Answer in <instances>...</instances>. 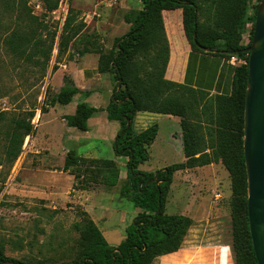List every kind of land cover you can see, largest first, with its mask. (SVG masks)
<instances>
[{
	"label": "trees",
	"instance_id": "trees-1",
	"mask_svg": "<svg viewBox=\"0 0 264 264\" xmlns=\"http://www.w3.org/2000/svg\"><path fill=\"white\" fill-rule=\"evenodd\" d=\"M139 9L128 10L123 20L129 23L125 34L114 38L111 47L103 49L95 35H85L83 22L66 18L65 43L79 45L78 53H98L97 71L109 72L114 81L112 96L105 107L107 118L117 120L120 128L113 142L117 155L126 156V178L119 194L131 201L140 211L125 229L124 238L110 245L99 227L87 216L78 226L81 249L78 257L61 264H152L156 258L179 250L193 223L185 214H169L165 203L173 180V173L220 162L230 175V214L239 229L232 233L235 264H257L247 218V180L243 157V110L248 72V52L253 34L255 12L249 14L250 0H139ZM28 0H0V43L13 56L32 60L42 56L45 61L53 48L55 30L35 15ZM59 0H44L48 11L58 6ZM182 9L184 33L192 49L235 55L242 62L235 67L230 94H211L210 105L203 104L213 126V144L204 146L202 136L189 114L195 101L187 93L206 91L168 80L164 71L168 59V42L162 20V10ZM250 23L249 42L241 38ZM63 35H60V42ZM118 83L120 84L118 88ZM80 92L69 76L64 74L63 85L49 100L50 105L66 104ZM82 93H86L85 91ZM99 108L84 101L76 104L72 114L62 116L67 125L81 131L88 130V118ZM176 115L180 119L185 160L163 167L156 172L138 169V164L149 159L148 147L153 142L158 124L152 123L136 131L133 119L137 112ZM28 117L12 116L6 131V153L15 160L24 138L34 132ZM3 114H0L2 119ZM211 134V132H210ZM83 157L69 149L63 171L76 177L72 170L81 167ZM95 173L92 183L114 186L119 182V167L109 158H92ZM0 264H43L24 262L6 255L0 248Z\"/></svg>",
	"mask_w": 264,
	"mask_h": 264
},
{
	"label": "rangeland",
	"instance_id": "rangeland-1",
	"mask_svg": "<svg viewBox=\"0 0 264 264\" xmlns=\"http://www.w3.org/2000/svg\"><path fill=\"white\" fill-rule=\"evenodd\" d=\"M27 4L46 23L48 30L56 31V37L46 61L42 56L32 60L17 58L0 43V114H3L0 119V248L6 255L24 262L61 264L78 257L81 249L78 226L83 222L82 212L85 210L74 199L81 187L87 190L95 188L98 193H95L93 201H100L112 209V223L106 224L111 230H106L103 234L110 245L118 244L122 240L126 225L133 222L137 211L131 201L119 196L120 184L126 178L127 170L124 165L120 167L123 180L120 179L118 184L109 187L92 183L97 163L92 158L82 159L81 167L72 168L76 177H73V189L69 188L67 176L60 171L63 155L59 153V149L62 143L57 139V135L62 134L57 114L62 107L52 109L40 123L42 113L51 107L49 100L56 93L53 73L58 68L63 69L62 65L69 59L78 56L79 45L72 46L71 41L65 43L68 33L64 24L69 16L73 24L83 22V33L88 36L95 35L98 44L107 50L114 39L113 31L108 28H113L112 24L121 19L117 10L137 9L139 3L136 0H59L57 8L51 11L45 8L44 0H28ZM254 6L249 3L250 13L254 12ZM246 25L241 38L243 45L249 42L251 24ZM60 35H63L61 42ZM191 94L196 108L189 115L202 136L204 146L211 145L214 141L213 126L201 110L203 104L211 106L212 95L208 92L186 95ZM30 111L35 114L30 119L34 132L24 138L19 155L12 160L5 151L10 118H27ZM43 121L45 122L42 125ZM39 126L40 129L49 130L54 136L43 144L28 142L26 138L34 137L36 131L40 130ZM70 128V136L73 134V138H70L71 141L66 139L68 149L82 152L96 147L99 157H108L111 154L104 144L91 141L78 144V130L73 126ZM165 138L166 129L163 127L157 143L158 151L161 150L159 147ZM149 157L144 169L151 172L162 169L165 163L169 165L181 160L180 156L163 158L153 152ZM174 176L165 211L169 214H184V206L187 208L190 205V213L195 216L196 221L193 219L181 250L158 257L153 264H182L184 259L195 254V249L189 250L195 245H222L225 247L222 254L225 264L234 263L232 233L239 226L237 222H233L230 214L228 171L222 164H218L207 171L188 169ZM215 194H219V197H215ZM86 214L90 217L87 211Z\"/></svg>",
	"mask_w": 264,
	"mask_h": 264
},
{
	"label": "crops",
	"instance_id": "crops-1",
	"mask_svg": "<svg viewBox=\"0 0 264 264\" xmlns=\"http://www.w3.org/2000/svg\"><path fill=\"white\" fill-rule=\"evenodd\" d=\"M136 1H138L139 3L137 8L139 9L141 7V2L139 0ZM126 11L128 10H117V13L120 12L121 19L118 21V23L112 24L113 28H108L109 31H113L114 38L125 34L129 28V23L123 20V14ZM162 20L166 39L168 42V59L164 71V77L168 80L182 83L192 88L204 90L210 94H230L232 90L235 67L238 66L241 62L229 60V57L226 55L217 54L208 50L199 51L192 49L184 33L181 8L162 10ZM77 54V57L75 56L73 59H69L65 64L62 65L63 69L58 68L53 73L56 83V87H54V89L56 88V92L59 91L60 87L63 85V76L64 74H66L70 77L73 85L77 87L80 92L73 95L72 99L66 104H55L53 106L51 105V107H49L46 112L42 113V116L40 117V123L42 118L46 117L52 109H55L58 106L62 107V109L57 113L59 115V120L62 126V134L57 135V139L62 143V147L59 149V153L63 155V168L64 158L67 151L69 150L68 145H66V143L68 142L66 139H69L71 141L70 138H73V134L70 136L71 128L66 124L62 116L74 113L76 104L80 101H84L91 106L99 108V110L94 112L88 118V130L81 131L77 129V143L84 144L88 141H91L93 143L104 144L107 145V148L111 152V154L108 155V157H99L96 154V151H98L96 147H94V149L92 150L85 149L82 152H78L76 149L74 150L76 151L77 155L83 158H109L114 160L119 166V180H123L120 167L122 165L126 166L125 163L127 157L117 155L113 147V142L120 128V124L117 120L108 119L107 112L105 110V107L107 106L113 92L114 81L112 75L109 72L100 73L97 71L98 53L87 52L84 54ZM84 91L86 93H82ZM50 121L52 120L50 119ZM44 122L45 121L42 122V125L44 124ZM152 123L158 124V130L153 142L148 147L149 156L152 152L159 154V156L163 158L171 157V155H176L181 157V160L179 162H183L185 160V156L183 153V143L179 117L171 114L139 111L135 114L133 119V127L136 131H140ZM39 125L41 126V124ZM163 127L166 129V138L163 141L162 146L159 147L161 148V150L158 151L157 143L159 141V135L161 130H163ZM40 130L36 131V135L34 137H28L26 138V140L28 139V142L30 143L38 142L43 144L47 143V141H50L51 137L54 136L49 132V130H44L43 128ZM120 160L122 161L120 162ZM148 160L138 164V169L143 171H150L148 169H144L145 163H147ZM218 164L221 165V163L218 162L195 166L192 168L180 169L173 173V179L176 173H180L183 170L193 169L197 171H207L212 168L213 165ZM163 166H167V163H165ZM62 168L60 169V171L65 173V175L67 176V180L69 181V188H72L74 184L73 175L69 174L67 171H63ZM66 188L67 186L64 189ZM96 191L97 190H95V188L87 190L86 188L81 187V189H79L74 196V199L81 205H83L84 210L88 212L90 218L97 226H99L102 234H104L106 230H111L110 227H106V224L112 223L110 217L113 216V212L108 205H103L100 203V201H93L92 198L95 197V193H98ZM168 196H170V193H168ZM190 209V205H188L187 208H185L184 206V214L190 216L195 220L196 218L193 214L190 213ZM139 211L140 209L137 208L136 214ZM127 226L128 225H126V227ZM190 249H195V254L191 255L187 259H184L182 264H225V257L222 255L225 247L222 245H195L194 247L191 246L189 250ZM180 250L181 248L175 252L161 255L159 256V258L177 253ZM231 264L234 263L232 262Z\"/></svg>",
	"mask_w": 264,
	"mask_h": 264
},
{
	"label": "water",
	"instance_id": "water-1",
	"mask_svg": "<svg viewBox=\"0 0 264 264\" xmlns=\"http://www.w3.org/2000/svg\"><path fill=\"white\" fill-rule=\"evenodd\" d=\"M245 51L249 54L242 146L247 218L257 264H264V0L256 9L251 42Z\"/></svg>",
	"mask_w": 264,
	"mask_h": 264
},
{
	"label": "built area",
	"instance_id": "built-area-1",
	"mask_svg": "<svg viewBox=\"0 0 264 264\" xmlns=\"http://www.w3.org/2000/svg\"><path fill=\"white\" fill-rule=\"evenodd\" d=\"M259 1L260 0H250V4H254V5H256V4H259ZM250 13V12H249ZM251 14V13H250ZM229 60H232V61H240V62H242V60L240 59V58H238L237 56H235V55H230L229 56ZM215 197H219V194H215Z\"/></svg>",
	"mask_w": 264,
	"mask_h": 264
}]
</instances>
